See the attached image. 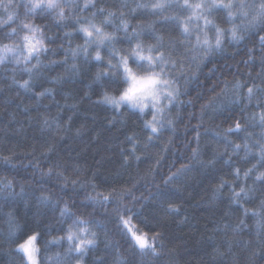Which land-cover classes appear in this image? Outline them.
I'll list each match as a JSON object with an SVG mask.
<instances>
[{"label":"trees","instance_id":"obj_1","mask_svg":"<svg viewBox=\"0 0 264 264\" xmlns=\"http://www.w3.org/2000/svg\"><path fill=\"white\" fill-rule=\"evenodd\" d=\"M85 2L74 0L79 7L64 8L63 18L53 13L48 19L39 16L31 19L32 14L29 13V19L25 22L33 23L46 36L55 38L52 44L46 42L47 47H58L62 43L64 48L77 49L84 40L71 38L69 42L70 38L64 37L63 33L73 32L81 25L87 26L88 20L99 25L108 12L116 13L113 18L116 25L121 24L120 11L125 12L123 19L129 20V31L138 23L146 27L157 19L148 9L138 10L140 20L131 16V9L137 3L151 4L154 0H95V8L81 11ZM124 3L127 7L121 8ZM100 7L106 9L103 14L97 12ZM18 11L21 19H24L23 9ZM93 12H97L95 18L92 17ZM77 16L81 17L79 25L75 23ZM156 29L164 36L165 54L171 52V58L176 62L177 67L171 74L178 81L173 87L179 89L180 96L176 102L177 108L163 114L157 113V120H163L164 127L150 146H146L150 129L143 127V120L129 119L125 115L114 125L109 123L113 110L96 101L105 91L112 96L118 95V92L113 88H101L98 84H93L94 91L88 92L87 86L95 79L98 69L95 61L91 65L85 63L82 53L77 59L78 78H72V73L66 71L63 65L48 66L50 60L64 58L62 51H57L55 55L49 51L41 57L43 65L32 71V92L21 89L19 83L29 79V73L23 69L31 67L35 60L29 65L23 62L0 65V187L11 181L8 192L20 193L23 188L25 193L24 197H9L6 192L0 193V264H20L16 245H9L5 239L8 224L4 213L13 211L24 231H40L42 245L43 240L62 235L71 223L70 220L59 222L60 208L65 203L76 216L92 221L89 228L90 232H95L96 248L94 254L85 258V264H94L96 257H103L104 264H117L118 259L123 260L124 264L129 261L133 264H264V244L260 243L264 240V234L256 235L253 221L249 219V227L242 228L238 233L232 231L239 223L241 209L239 205L229 206L227 186L217 201L211 202L213 186L221 178L229 182L235 180L231 174L234 167L241 170V179L235 183L238 191L239 185L244 183L243 172L256 162L257 157L250 156L246 161L242 159L243 147L238 154H232V145L226 147L222 136H213L212 130L223 133L229 123L224 122L219 113H213L211 107L204 110L203 123L200 122L201 106L212 97H216L214 103L217 105L223 100L225 114L235 112L242 124H247L254 114L258 122L264 103L258 106L256 99L251 104L241 99L239 104L229 106L225 93L221 91L227 82V97L235 99L232 86L237 81L241 84L246 82L247 87H254V90L264 88L261 77L257 75L261 71L259 58L264 55L258 38L246 36L239 44L226 42V51L214 53L197 71L191 60L192 53L186 50L187 46L180 45L178 40L164 32L159 23ZM105 30L114 31L111 25H107ZM118 35L123 36L124 32L121 30ZM170 41L176 44V50L171 49ZM152 42L144 41L145 44ZM11 43L13 41L0 39V46ZM116 47L121 48V45L117 44ZM249 48L253 49L252 59L247 54ZM102 56L107 59L103 51ZM56 77H62V83H50ZM13 78L17 82L14 83ZM247 87L239 90L242 97L248 95ZM45 88L55 90L54 98L45 96L37 102L34 93ZM86 92L91 100L82 99ZM197 93L200 95L197 96ZM217 93L220 96L217 97ZM257 96L264 101V93L257 91ZM71 105H75V108ZM245 105L246 110L241 112ZM210 116L216 119H210ZM44 119L49 121V126L43 125ZM145 119L150 120L151 115H146ZM121 120L124 122L121 123ZM169 120L174 122L176 128L174 136L167 123ZM197 131L200 133L199 159L207 163L215 156L216 160L215 166L206 170L191 159L192 149L197 147ZM248 132L251 133L247 137L248 143L255 144L261 133L258 123L256 127L249 125ZM133 134L137 141L134 153L131 142L126 140V135ZM229 139L242 144L245 134L230 135ZM49 147H52L51 152H48ZM125 156L128 157L127 161ZM4 157H10L15 168L3 164ZM137 157L141 162L137 161ZM229 157L230 164L225 165L224 161ZM74 164L79 165V172L71 170L70 165ZM183 164L190 165L191 171L179 181L165 184V180ZM50 168L52 172L48 176ZM253 180L254 175L247 180V185L251 186ZM73 181L77 183L73 184ZM65 183L66 187L62 188L61 185ZM42 195L49 196L54 203L58 202L59 207L54 211L51 206L42 207L37 200ZM105 196L110 197L111 203H104ZM254 196V199L246 202V207L255 208L259 204L261 190L258 186ZM170 206L178 209V212L166 216ZM121 213H127L129 217L135 214L131 225L140 231H148L150 239L152 230L163 233L156 241L157 249L162 248V251L155 261L151 257L134 255L128 248L126 238L117 229ZM225 224L227 228H224ZM66 247V243L62 247L54 245L51 252L63 254ZM41 251L43 254V248ZM218 252L223 255H218ZM69 264H75V261Z\"/></svg>","mask_w":264,"mask_h":264},{"label":"snow or ice","instance_id":"obj_2","mask_svg":"<svg viewBox=\"0 0 264 264\" xmlns=\"http://www.w3.org/2000/svg\"><path fill=\"white\" fill-rule=\"evenodd\" d=\"M79 7L74 3V0H0V9L4 15L0 16V39L13 41L11 44H3L0 47V65L15 62L25 65L31 64L35 60V64L31 67H25L23 70L29 73V79L19 83V87L25 91L32 92L30 87L32 81L33 69H39L43 65L41 57L46 56L49 51L53 55L57 51L63 52L62 60H50L48 66L60 64L65 67V70L72 73V78H78L79 67L77 64L78 56L82 53L85 63L91 65L95 61V67L98 71L95 74V79L87 86L88 92H93V84H98L101 88H113L117 90L118 95H109L107 91L103 92L101 99L96 101L97 104L108 106L113 110L114 114L110 124L123 116H127L133 120H143V127L150 129L147 133L148 145L150 146L154 138H158L164 127L163 120H157V113L163 114L165 111H172L177 108L179 100V89L173 87L177 83V79L172 75V70L177 67L176 62L172 60V53L165 54L164 36L158 33L156 24L159 23L164 32L170 34L174 40H178L180 45H185L186 50L192 53L191 60L196 65V70L199 71L201 66L205 64L210 56L217 52H224L225 43L239 44L246 36L249 38H258V44L262 52H264V0H154L151 4L137 3L131 9V16L140 20L138 10L148 9L157 19L146 27L142 23H138L135 28L129 31V20L123 19L125 12L120 11L121 24L116 25L113 22L115 12H108V15L100 22L99 25L87 21V26H79L74 28L73 32H64L63 36L70 38H82L83 45H78L77 49L64 48L61 43L58 47L49 48L46 46L55 42L54 37L46 36L33 23L25 22L29 19L28 14L31 13V19L37 16L42 19H48V16L57 13L63 18L64 8ZM95 0H86L83 5L84 9L95 8ZM127 7L124 3L121 8ZM20 9L24 11V19H21L19 14ZM59 10V12H58ZM106 11L105 7H100L97 12L103 14ZM97 12L92 13V17L97 16ZM6 17V18H5ZM81 17L77 16L75 23L80 24ZM60 21H57L59 23ZM107 25H111L114 31L108 32L105 30ZM66 27V26H65ZM124 32L123 36L118 35L120 31ZM39 33V35H38ZM194 37V39H193ZM145 40H151L152 43L145 44ZM172 50H176V44L169 42ZM120 44L121 48L116 45ZM256 44H253V48ZM91 49V51H90ZM102 51L105 52L107 59L102 56ZM253 49L249 48L247 54L249 59H252L251 53ZM124 54H121V53ZM94 53V55H93ZM11 54V57H9ZM71 57V64H69ZM261 71L257 73L264 83V55L260 56ZM247 63V61H245ZM171 65V68L169 67ZM16 69H13L15 71ZM62 77L53 78L50 83H62ZM14 83L17 82L13 78ZM234 96L227 97L228 84L225 83L222 92L225 93L227 103L239 104L241 99L248 101L251 104L254 99L257 100L259 106L264 101H260L257 96V91L264 93V88L254 90V87H247V83L241 84L237 81L233 86ZM247 87L248 95L242 97L240 89ZM85 93L82 99L91 100V96ZM55 90L53 88H45L43 91L34 93L37 97V102L45 96L54 98ZM200 93H197L199 96ZM216 96H220L217 93ZM216 97H212L208 103L201 106V123H203L204 110L211 107L213 113H219L224 122L229 123V127L223 132L212 130L215 137H221L226 141V147L232 145V154H238V151L243 147L244 156L242 159L248 160L250 156L257 157L256 162L251 167L243 172V181L239 185V190H236V180L241 179V170L238 167L232 168L231 174L235 180L229 182L223 178L219 183L213 186L212 201H217L220 193L227 186L229 190V206L239 205L241 209L239 213V223L232 229L233 233L242 231V228L249 227L247 221L251 219L256 230V235L264 234V108L261 109L259 120L257 122L255 114L249 119L247 124L241 123V118L233 111H228L225 114L224 101L220 104L214 103ZM166 102V103H165ZM188 103H192L189 101ZM70 107L75 108V105ZM240 109L241 112L246 110ZM137 112L139 115H137ZM151 115V119H145L146 115ZM179 115V113H178ZM210 119H216L215 116H210ZM71 117H69V121ZM121 123L124 121L121 120ZM234 122V126L233 123ZM168 126L174 136L176 128L174 122L169 120ZM257 123L261 128L260 136L255 144L250 145L247 137L251 135L248 132V126L256 127ZM43 125L49 126L47 119L43 120ZM159 125V126H158ZM59 128L60 125L57 124ZM199 128V125H197ZM43 130V129H42ZM245 134V141L234 143L229 139L230 135ZM79 134V130H77ZM62 138V137H61ZM126 140L131 142L132 151L136 149V136L126 135ZM200 133H196L197 147L192 149L191 159L196 160L201 164L202 169L214 167L216 160L215 156L207 163L200 160L201 155L199 148ZM172 139H169V144ZM253 147L256 151L253 152ZM167 150V148L165 149ZM52 151V147L48 148V152ZM128 157L125 156V161ZM138 162L140 158H136ZM231 157L224 161L225 165L230 164ZM2 163L15 168L12 165L10 157H4ZM159 163V161H157ZM74 172H79L81 169L78 164L70 165ZM67 170V169H65ZM191 171L190 165L183 164L176 173H173L165 180V184L177 182L181 177ZM52 169H49L48 176L51 175ZM61 175V173H57ZM254 175L253 184L247 185V180ZM95 173L93 174V177ZM77 181H73V184ZM12 186V182L8 181L0 187V193H7L9 197L19 196L24 197L25 193L21 188L20 193H12L7 190ZM257 186L261 190V198L259 204L255 208L245 206L246 202L255 198L254 193ZM61 187H66V183ZM91 200L92 198L89 197ZM38 203L42 207L51 206L54 211L59 207L58 202L54 203L49 196L42 195L37 197ZM27 204V201H25ZM104 203H111L108 196L104 197ZM130 211V210H128ZM178 209L169 207L165 213L166 216H172L177 213ZM6 223L8 224V232L5 237L9 245H16V253L20 259V264H69L70 261H75V264H85V258L90 254H94L96 248L95 232H90L89 225L92 223L90 219H84L81 216H76L71 212L67 203L60 208V223L68 224V227L63 230V234L51 240H43L42 233L38 230L31 229L24 231L16 219L13 211L4 213ZM135 214H133V217ZM127 213H121L117 222V229L121 235L126 238L127 246L131 252L140 257H151L154 261L159 257L160 250L156 247L157 238L163 235L160 231L152 230L151 239L148 231H140L131 225V219ZM99 226V222L97 223ZM228 225L225 224L224 228ZM50 235V233H49ZM67 244L63 254L59 251L52 253V246L62 247ZM264 244V240L260 241ZM43 248V254L41 251ZM231 244H229V250ZM218 251V250H217ZM218 255H223L219 253ZM94 264H104L103 257H96ZM117 264H124V261L118 259ZM128 264H133L129 261Z\"/></svg>","mask_w":264,"mask_h":264},{"label":"rangeland","instance_id":"obj_3","mask_svg":"<svg viewBox=\"0 0 264 264\" xmlns=\"http://www.w3.org/2000/svg\"><path fill=\"white\" fill-rule=\"evenodd\" d=\"M3 15H4L3 10L0 9V16H3ZM5 18H6V17H5ZM0 47H2V46H0ZM9 57H11V54H9Z\"/></svg>","mask_w":264,"mask_h":264}]
</instances>
